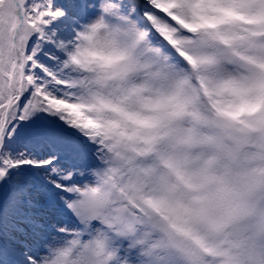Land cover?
Masks as SVG:
<instances>
[{
    "label": "snow or ice",
    "instance_id": "1",
    "mask_svg": "<svg viewBox=\"0 0 264 264\" xmlns=\"http://www.w3.org/2000/svg\"><path fill=\"white\" fill-rule=\"evenodd\" d=\"M103 14L130 43L93 78L75 50ZM224 91L251 119L219 108ZM252 92L264 98V0H0V264H66L67 237L113 264H264L254 207L212 215L215 197L169 199L188 145L236 132L256 134L250 187L264 191Z\"/></svg>",
    "mask_w": 264,
    "mask_h": 264
},
{
    "label": "clouds",
    "instance_id": "2",
    "mask_svg": "<svg viewBox=\"0 0 264 264\" xmlns=\"http://www.w3.org/2000/svg\"><path fill=\"white\" fill-rule=\"evenodd\" d=\"M101 25L93 28V25ZM126 26L123 22L109 19L107 14L93 19L83 31L79 39V47L75 50V63L84 67L95 69L96 72H89L92 76L100 74L102 66L113 59L111 49L123 48L130 43V38L125 35ZM151 95L150 90L144 92V96ZM256 93H249L244 100L252 104L259 103L264 109V98L256 100ZM216 102L222 110L230 113H238L240 121L251 119L245 110H241L243 101L241 97L231 91H224L216 98ZM133 110H143L141 105L135 102V98L129 102ZM107 115H111L108 113ZM145 115L150 113L145 111ZM242 125L237 124L236 128ZM248 139H244L240 132L232 136L224 137L222 147L208 148L197 143L188 145V167L181 178L179 191L170 195L169 199L174 206H191L197 197H215L209 204L208 211L212 215H227L234 209L243 207L246 203L256 209V216L253 219L264 217V191L255 192L251 190L254 168L253 157L250 154L258 146L255 133H249ZM259 143H264V133L259 136ZM73 237L57 244V249L70 248V255L66 264H113V260L106 255L108 248L100 255L92 252L81 256L82 248L73 247L68 241ZM87 238H82V243Z\"/></svg>",
    "mask_w": 264,
    "mask_h": 264
},
{
    "label": "rangeland",
    "instance_id": "3",
    "mask_svg": "<svg viewBox=\"0 0 264 264\" xmlns=\"http://www.w3.org/2000/svg\"><path fill=\"white\" fill-rule=\"evenodd\" d=\"M41 204L45 205L46 204V200L45 199H41ZM39 211H44V208L42 207L41 209H39Z\"/></svg>",
    "mask_w": 264,
    "mask_h": 264
}]
</instances>
